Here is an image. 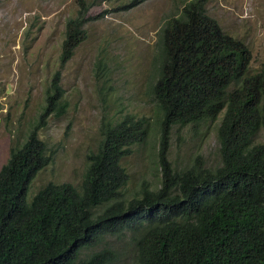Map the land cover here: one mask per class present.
<instances>
[{
    "label": "trees",
    "instance_id": "1",
    "mask_svg": "<svg viewBox=\"0 0 264 264\" xmlns=\"http://www.w3.org/2000/svg\"><path fill=\"white\" fill-rule=\"evenodd\" d=\"M78 6L65 25L61 69L88 39L91 7L84 0ZM156 61L159 187L123 198L130 181L123 161L148 137V122L126 115L102 122L80 188L49 184L30 199L32 182L54 157L39 132L69 107L58 71L37 125L0 170V264H121L114 249L96 251L121 236L134 246L129 264H264V145L255 144L264 130V65L250 75L251 51L208 16L205 0L187 2L165 21ZM96 77L111 81L103 60ZM218 119L221 165L207 168L198 159L175 171L172 130Z\"/></svg>",
    "mask_w": 264,
    "mask_h": 264
},
{
    "label": "rangeland",
    "instance_id": "2",
    "mask_svg": "<svg viewBox=\"0 0 264 264\" xmlns=\"http://www.w3.org/2000/svg\"><path fill=\"white\" fill-rule=\"evenodd\" d=\"M93 18L87 41L60 68L67 21L78 13V0H0V170L11 151L20 147L37 125L46 106V91L61 71L64 100L69 107L53 115L39 132L51 149L52 163L31 184L32 199L49 184L80 188L87 157L99 148L104 120L133 115L148 122V137L123 161L129 184L123 198L161 182L159 152L162 113L153 95L158 79V34L165 21L179 15L192 0H84ZM208 16L223 31L242 41L252 53L250 75L264 65V0H205ZM108 66L111 81L96 77L97 63ZM221 119L171 132L168 159L181 172L200 160L207 168L221 165L218 127ZM264 145V130L255 138ZM114 249L121 264L134 259L129 237H109L96 251Z\"/></svg>",
    "mask_w": 264,
    "mask_h": 264
}]
</instances>
